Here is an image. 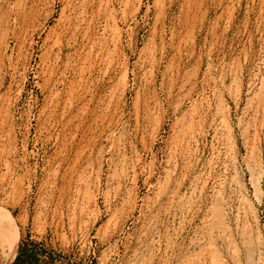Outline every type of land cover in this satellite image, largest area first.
I'll return each instance as SVG.
<instances>
[{"label": "rangeland", "instance_id": "rangeland-1", "mask_svg": "<svg viewBox=\"0 0 264 264\" xmlns=\"http://www.w3.org/2000/svg\"><path fill=\"white\" fill-rule=\"evenodd\" d=\"M0 209V264H264V0H0Z\"/></svg>", "mask_w": 264, "mask_h": 264}, {"label": "bare ground", "instance_id": "bare-ground-1", "mask_svg": "<svg viewBox=\"0 0 264 264\" xmlns=\"http://www.w3.org/2000/svg\"><path fill=\"white\" fill-rule=\"evenodd\" d=\"M0 247L3 249V256L6 257L9 256L13 257L17 247L16 237L13 233L12 221L4 214L3 210L1 209H0ZM3 256L1 257L3 258Z\"/></svg>", "mask_w": 264, "mask_h": 264}, {"label": "trees", "instance_id": "trees-1", "mask_svg": "<svg viewBox=\"0 0 264 264\" xmlns=\"http://www.w3.org/2000/svg\"><path fill=\"white\" fill-rule=\"evenodd\" d=\"M30 243H32L31 248L28 247L29 243L19 245L18 252L11 264H49L51 255H48V260H44L43 263H40L39 253L43 254V252L46 251L44 249H40L38 252L36 251V244L33 242Z\"/></svg>", "mask_w": 264, "mask_h": 264}]
</instances>
